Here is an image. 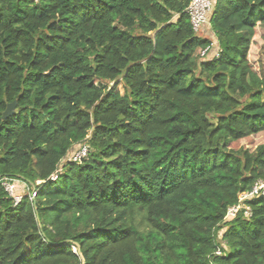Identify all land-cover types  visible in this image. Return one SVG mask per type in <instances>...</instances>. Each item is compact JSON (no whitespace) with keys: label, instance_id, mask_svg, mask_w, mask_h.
Returning a JSON list of instances; mask_svg holds the SVG:
<instances>
[{"label":"trees","instance_id":"1","mask_svg":"<svg viewBox=\"0 0 264 264\" xmlns=\"http://www.w3.org/2000/svg\"><path fill=\"white\" fill-rule=\"evenodd\" d=\"M190 1L0 0V264H264V0Z\"/></svg>","mask_w":264,"mask_h":264},{"label":"built area","instance_id":"2","mask_svg":"<svg viewBox=\"0 0 264 264\" xmlns=\"http://www.w3.org/2000/svg\"><path fill=\"white\" fill-rule=\"evenodd\" d=\"M33 1L37 2L38 0H33ZM212 8H213L212 0L190 1L185 12L189 17L190 25L195 35H198L203 27H207L210 25L208 16L211 13ZM216 45L217 43L213 42L210 47H214ZM210 47L202 51L201 53L202 57L206 55ZM220 53H221V49L217 47V51L214 54V58L218 59L220 57ZM87 155H88V146L82 145L77 149V151L72 156V162L76 164H80L82 161H84L87 158ZM56 179H57L56 176L52 177L53 181H55ZM3 186L5 188V191L10 196H12L14 192V183L12 181L9 182L5 180L3 182ZM34 197H35V191H33L31 198L33 199ZM260 197H264V181L262 180L256 181L249 191L239 194L237 204L227 209L225 214V221L236 218L240 213H243L244 216L250 217L251 211L248 206V202L254 199H258ZM20 200H21L20 197H15L14 198L15 204H18ZM217 255H220V253L217 252Z\"/></svg>","mask_w":264,"mask_h":264},{"label":"rangeland","instance_id":"3","mask_svg":"<svg viewBox=\"0 0 264 264\" xmlns=\"http://www.w3.org/2000/svg\"><path fill=\"white\" fill-rule=\"evenodd\" d=\"M117 91L119 93H122V88L118 86ZM262 143H264V132H261L259 134L254 135V136L246 138V139L242 140L241 142L235 144V146H236V148L242 147V146L254 148L255 146H258ZM74 150H75V148L73 147L71 149V151L69 152L67 158H65V160H63V163L66 161V159H68L71 156V154L73 153ZM31 196H32V193H31Z\"/></svg>","mask_w":264,"mask_h":264},{"label":"water","instance_id":"4","mask_svg":"<svg viewBox=\"0 0 264 264\" xmlns=\"http://www.w3.org/2000/svg\"><path fill=\"white\" fill-rule=\"evenodd\" d=\"M15 106H16V102H13V103L7 105L6 110L3 112V115H2L3 120L9 118L10 116H12L14 114ZM69 243H71L75 246L74 252H76V250H77V256L79 257L80 263L85 264V259H84L82 252H81V247L77 243H72V242H69Z\"/></svg>","mask_w":264,"mask_h":264},{"label":"crops","instance_id":"5","mask_svg":"<svg viewBox=\"0 0 264 264\" xmlns=\"http://www.w3.org/2000/svg\"><path fill=\"white\" fill-rule=\"evenodd\" d=\"M199 35V34H198Z\"/></svg>","mask_w":264,"mask_h":264}]
</instances>
